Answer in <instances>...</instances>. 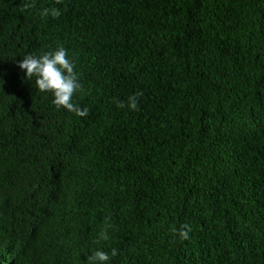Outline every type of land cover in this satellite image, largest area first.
I'll return each instance as SVG.
<instances>
[{
  "label": "trees",
  "instance_id": "trees-1",
  "mask_svg": "<svg viewBox=\"0 0 264 264\" xmlns=\"http://www.w3.org/2000/svg\"><path fill=\"white\" fill-rule=\"evenodd\" d=\"M58 47L87 116L19 68ZM97 250L264 264V0H0V264Z\"/></svg>",
  "mask_w": 264,
  "mask_h": 264
},
{
  "label": "clouds",
  "instance_id": "clouds-1",
  "mask_svg": "<svg viewBox=\"0 0 264 264\" xmlns=\"http://www.w3.org/2000/svg\"><path fill=\"white\" fill-rule=\"evenodd\" d=\"M41 16L59 17V9L45 8L40 13ZM19 68L25 72L27 79H34L36 88L41 92H49L53 95V103L57 109L63 107L77 116H87V109H81L74 104L73 95L81 89L78 73L74 70L75 64L70 58L68 50L64 47H58L55 51L45 52L41 55H26L19 61ZM141 93L134 94L128 98L127 103L117 101L118 108H128L132 111L138 110V96ZM188 229V226H184ZM188 230H181L178 235L182 239L189 238ZM107 239V234H103ZM117 250L112 249L111 257L116 256ZM111 257L103 250H97L92 254V264H108Z\"/></svg>",
  "mask_w": 264,
  "mask_h": 264
}]
</instances>
